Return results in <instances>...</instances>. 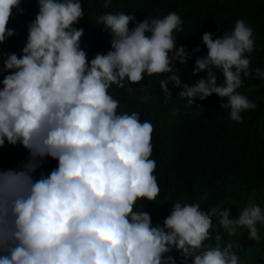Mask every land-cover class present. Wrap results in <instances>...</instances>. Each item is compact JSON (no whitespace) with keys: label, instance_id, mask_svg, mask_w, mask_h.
<instances>
[{"label":"clouds","instance_id":"1","mask_svg":"<svg viewBox=\"0 0 264 264\" xmlns=\"http://www.w3.org/2000/svg\"><path fill=\"white\" fill-rule=\"evenodd\" d=\"M20 4L0 0V44L14 35L7 25ZM37 4L22 55L0 53L9 73L0 89V147L6 139L29 153L19 169L0 171V264H176L173 250L182 264H240L231 242L221 247L219 234L215 246L205 241L216 218L227 235L243 228L260 243L264 209L255 202L231 219L228 208L203 211L199 203L176 201L163 226L134 210L138 200L153 202L160 193L150 158L154 126L141 122L138 112L118 114L109 89L167 73L159 84L165 103L171 81L189 106L202 107L196 101L215 94L226 101L220 108L230 110L231 120L242 122L241 113L256 108L237 91L242 75L252 74L253 29L237 19L222 37L204 33L207 55L196 59L193 75L205 72L206 78L182 84L173 62L185 65L190 53L176 46L174 33L183 31L177 13L143 21L124 12L97 16L95 23L112 37L111 49L89 62L81 48L84 30L74 27L85 15L81 0ZM110 5L105 0L104 7ZM255 75L264 79L259 68ZM45 157L58 166L34 179Z\"/></svg>","mask_w":264,"mask_h":264},{"label":"trees","instance_id":"2","mask_svg":"<svg viewBox=\"0 0 264 264\" xmlns=\"http://www.w3.org/2000/svg\"><path fill=\"white\" fill-rule=\"evenodd\" d=\"M81 3L85 15L74 27L84 30L81 48L86 51L89 62L97 53L106 54L111 49L112 37L103 25L95 23L97 16L124 12L143 21L177 13L183 21V31L174 33L176 46H185L190 53L185 65L173 62V67L178 69L175 74L180 75L182 84H194L206 78L205 72L193 75L196 59L207 55L208 50L202 43L204 33H212L215 39L230 33L237 19L247 22L253 29L255 44L250 55L252 74L247 78L242 75L244 84L237 91L253 101L256 108L242 112V122L231 120L230 110L220 108L226 101L215 94L196 101L203 108L195 103L189 106L187 98L179 97L183 89L171 81L168 88L172 97L165 103L159 84L168 78L170 74L167 73L145 75L138 84L126 80L123 89L112 85L109 94L119 101L118 114L135 111L140 114L141 122L149 121L154 126L150 158L157 165L153 174L160 193L153 202L138 200L134 209L150 214L153 226H163L176 201L199 203L203 211L228 208L231 219H238L240 211L250 202L264 209V79L255 75L257 68L264 71V0H111L107 8L104 7L105 0H81ZM37 13V0H21L19 9H13L7 25L14 30V35L0 44V53L22 55L29 23L35 20ZM129 27L131 29L135 24L130 23ZM5 58L0 55V89L4 76L9 74L2 70ZM217 75L218 83H222V73L217 71ZM28 158V150L21 144L11 145L5 139L0 147V171L19 169ZM57 166V160L45 157L33 173L34 179H39L42 172L50 174ZM213 223L211 239L205 243L215 246V236L219 234L221 247L231 242L240 264H249L236 242L230 241L229 235L216 224V218ZM257 228L264 236V224L258 223ZM245 237L249 238L248 231ZM171 255L176 264H182L177 251L173 250ZM259 261L257 258L258 264Z\"/></svg>","mask_w":264,"mask_h":264},{"label":"rangeland","instance_id":"3","mask_svg":"<svg viewBox=\"0 0 264 264\" xmlns=\"http://www.w3.org/2000/svg\"><path fill=\"white\" fill-rule=\"evenodd\" d=\"M247 230L241 228L238 229V233L235 236H229L230 241H235L236 245L247 256V262L249 264H258L257 258L260 259L259 264H264V236H261V242L257 243L246 236Z\"/></svg>","mask_w":264,"mask_h":264}]
</instances>
